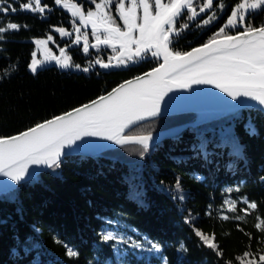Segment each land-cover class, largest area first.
<instances>
[{
    "label": "trees",
    "instance_id": "1",
    "mask_svg": "<svg viewBox=\"0 0 264 264\" xmlns=\"http://www.w3.org/2000/svg\"><path fill=\"white\" fill-rule=\"evenodd\" d=\"M24 2L11 3L15 13H0V23L27 25L2 34L0 40V137L22 133L87 104L160 63L150 60L108 69L73 61L81 66L78 71L47 66L32 73L35 40L63 27L69 15L60 7L49 17L21 11ZM203 2L196 0L194 6ZM237 2L225 0L228 8L217 10L219 19L184 30L180 49L173 50L186 52L206 43ZM215 4L197 20L216 10ZM260 11L252 14L253 26L264 24ZM243 30L226 29L229 34ZM84 67L89 71H82ZM198 117L197 113L162 117L128 135L170 130L195 123ZM249 124L254 135L245 130ZM233 138L241 146L240 155L234 154ZM141 151L139 145L127 144L103 157L71 156L0 196V264H241L237 257L245 252L251 254L245 261L255 258L261 264L264 231L255 224L264 219V113L231 112L153 143L143 156ZM229 188L233 191L227 192ZM245 199L257 208L245 213ZM226 200L237 202L235 212L226 211ZM224 215L230 218L222 219ZM197 229L215 234L223 255L204 245L195 235ZM108 231L142 246L105 242L102 234ZM152 244L160 250L152 249ZM65 246L78 255L69 257Z\"/></svg>",
    "mask_w": 264,
    "mask_h": 264
},
{
    "label": "snow or ice",
    "instance_id": "2",
    "mask_svg": "<svg viewBox=\"0 0 264 264\" xmlns=\"http://www.w3.org/2000/svg\"><path fill=\"white\" fill-rule=\"evenodd\" d=\"M54 2L71 13V23L76 33L74 43L80 44L81 39L83 40L84 54H89L90 44L88 33L81 34V26H91L92 35L95 37L92 48L99 49L104 45L115 53L107 63L96 59V65L102 68L127 66L129 62H136L149 55L162 62L150 72L125 81L106 95L71 112L39 123L18 135L0 137V175L10 177L17 184L29 175L32 165L59 167L64 148L84 137L98 136L118 145L136 144L142 148L140 155L143 156L153 141L152 133L125 135V130L149 117L158 116L163 98L174 88L190 89L194 84L214 85L233 100L243 96L264 105V24H252V14L257 10L264 12V0H238L231 6L226 21L212 37L203 45L186 52L174 51L170 47L174 40H178L182 32L190 27L189 23L180 18L183 16L186 21L196 20L200 13L213 9L214 0H204L198 8L194 6V0H153L152 3L149 0H127L130 4L128 7L125 0H118V18L123 21V28L108 11L113 0H92L95 10L87 12L73 0ZM141 8L142 16L138 14V9ZM215 8L216 10L199 20L195 26H207L219 19L217 10L224 12L228 5L225 0H216ZM46 9H49V6L42 4V0H25L20 4L21 11L44 14ZM16 11L17 8L9 4L8 0H0V13ZM238 26L244 30L235 35L226 31ZM21 27L26 28L27 25L0 23V40L4 39L2 34L19 31ZM55 31L61 37L73 35V32L63 27H56ZM49 41L54 42L51 35L47 39L35 40L38 47L43 46L44 59H36L33 53L30 64L33 73L37 72L39 66L51 61L65 69L73 66L81 68L79 64L73 65L71 56L66 55L64 48L60 49V56L54 55L47 48ZM82 71L88 72L89 68L84 67ZM245 130L250 135L255 134V128L251 124L247 125ZM232 143L234 154L240 155V144L234 138ZM200 147L203 150L205 145L201 144ZM176 187H180L179 179ZM226 191L231 192L233 189ZM180 198L183 199L182 196ZM224 203L226 211L237 210L235 200H226ZM244 203L247 205V208L243 209L245 213L248 209L257 208L255 202L245 199ZM229 218L228 215L222 216L225 220ZM235 219L242 220L244 217L237 216ZM255 227L264 231V219H260ZM195 235L208 248L215 250L218 255H223L218 244L214 242L215 234H205L197 229ZM102 240L131 244L135 248L142 246L137 241L112 231L102 234ZM65 247L69 257L78 255L71 247ZM151 248L160 250V246L156 244H152ZM250 255L245 252L237 259L241 264H257L255 258L245 261ZM259 261L264 264V255L259 256Z\"/></svg>",
    "mask_w": 264,
    "mask_h": 264
},
{
    "label": "water",
    "instance_id": "3",
    "mask_svg": "<svg viewBox=\"0 0 264 264\" xmlns=\"http://www.w3.org/2000/svg\"><path fill=\"white\" fill-rule=\"evenodd\" d=\"M195 1L196 0H194V2ZM204 13H200L198 17H200ZM143 61L144 60H140L139 63H142ZM159 61L160 63L162 62V60H159ZM113 64H115V62H113ZM108 69H113V67H109ZM151 70L152 69H149L147 70V72H150ZM147 72H144V73H147ZM144 73L137 75V76H142ZM134 78H131L128 80H133ZM128 80H125V81H128ZM119 85L115 86L113 89H115ZM112 90H110L109 92H111ZM109 92H106L103 95H106ZM252 109H256L264 113V105H260L257 101L251 100L248 97L241 96L233 100L232 97L227 95V93L220 91V89L216 88L214 85H208V84L195 85L194 84L192 85L190 89L174 88L172 92H169L163 98L161 105H160V114L158 116L149 117L145 119L144 121H140L132 125L130 128L125 130L124 134L128 135V133L131 130L135 129L139 125L150 122L152 120L161 119L162 117H169L172 115L195 114V113L199 115L195 123H188L182 126L174 127L173 129H170V130H164L158 133H153L152 134L153 141L150 142V145H151L153 143L161 142L162 140H167V139L173 138L174 136H178L180 135V133L184 132V130H186L189 127L196 128L200 125L216 121L219 118L225 117L231 112H238L241 110L246 111V110H252ZM72 110H70L69 112H71ZM202 118H205V119H202ZM15 135H18V134H15ZM118 146H121V145L116 144L114 141L106 140L102 137H98V136L97 137H84L82 140L77 141L75 144L71 146H66L64 148V155H62L61 161L64 159L70 158L71 156H82L83 155V156H87L91 158L103 157L105 152L112 150V149H116V147ZM48 170L49 168L45 165L30 166L29 175L25 177V179L21 181L19 184L15 182L12 188H8L4 191H0V196L10 191L15 190L17 187H19V185L26 183V181H29L32 179H38V176L41 175V173L46 172ZM3 178H10V177L0 175V180H2Z\"/></svg>",
    "mask_w": 264,
    "mask_h": 264
},
{
    "label": "flooded vegetation",
    "instance_id": "4",
    "mask_svg": "<svg viewBox=\"0 0 264 264\" xmlns=\"http://www.w3.org/2000/svg\"><path fill=\"white\" fill-rule=\"evenodd\" d=\"M11 1L15 2L16 0H8V3L11 4L12 3ZM73 2L80 4L84 8L85 12H87L88 10H95V4L92 2V0H73ZM97 2H99V0H97ZM125 2H126V7L130 6V4L127 2V0H125ZM149 2L152 3L153 0H149ZM42 4H47L49 6V9H46V11L44 13L45 15H47V17L52 16L54 10L57 9L58 7H60L62 11L66 12L69 15V17H68L69 20L67 22L65 20V23H64L65 25L63 26V28H65L68 31L73 32V35L61 37L60 34L55 31V29H54V32L50 33L49 35H51L53 38H55L56 42L59 45H61L62 48L68 47V51H69V54L72 58V61H79L83 64H89L90 65V64H95L96 59H101L103 62L107 63L113 56H115V53L112 51V49L110 47L101 45L99 47V49L92 48L91 45L95 43V37L92 35L91 27L85 29L84 27L81 26V34L84 32L88 33L89 44H90L89 54H84L82 51L83 40L81 39L80 44L74 43L76 33L74 32V29H73V26L71 23V21L73 19L71 17V13L68 10L64 9L63 7L56 5L54 0H49V1L48 0H42ZM108 11L110 12V14L114 18H116V23L119 24L123 28V21L118 18L119 17L118 0H113V4L109 7ZM153 11H155V10L153 9ZM260 12H262V11H260ZM262 13H264V12H262ZM138 14L142 16V14H143L142 8L138 9ZM184 21H185V19H184ZM77 23H79V22L77 21ZM190 23H189V25H190L189 28H191V26H193V25H196L197 22L195 23V21H193L191 24ZM179 25H180V23L177 22V27H179ZM46 39H47V37H46ZM180 40H184V38L181 36L179 40H174V43H173V45H171V47L173 49H175V48L178 49L179 48L178 44L180 43ZM70 52H72V53H70ZM140 60H144L142 62V63H144V62H147L150 60H158V59L152 58L149 55L144 59L137 60L136 62H129L127 64V66H120V68L124 69L127 67L136 66V64H142V63H139ZM112 62H115V61L113 60Z\"/></svg>",
    "mask_w": 264,
    "mask_h": 264
},
{
    "label": "rangeland",
    "instance_id": "5",
    "mask_svg": "<svg viewBox=\"0 0 264 264\" xmlns=\"http://www.w3.org/2000/svg\"><path fill=\"white\" fill-rule=\"evenodd\" d=\"M59 6H61V5H59ZM62 7V6H61ZM91 26H89L88 28H90ZM238 27H240V26H238ZM85 29H87V28H85ZM43 39H46V38H43ZM53 40H54V42L53 41H49L48 42V44H47V48H49L50 50H51V52L54 54V55H56V56H60V49L62 48V46L61 45H59L57 42H56V40H55V38H53ZM35 48H36V50H35V58L36 59H39V60H43L44 59V51H43V46H40V47H38L36 44H35ZM64 49H66V55H70L69 54V51H68V47H66V48H64ZM72 63H73V61H72ZM73 65H76V64H74L73 63ZM47 66H54V67H58V68H60V69H62V70H67V69H69V70H79V68H76L75 66H73V67H70V68H67V69H65V68H61L55 61H51V62H47V63H45V64H43L42 66H39L38 67V70L39 69H42V68H44V67H47ZM37 70V71H38ZM29 71H31V69H30V67H29ZM32 72V71H31ZM33 73V72H32ZM202 119H205V118H202Z\"/></svg>",
    "mask_w": 264,
    "mask_h": 264
},
{
    "label": "bare ground",
    "instance_id": "6",
    "mask_svg": "<svg viewBox=\"0 0 264 264\" xmlns=\"http://www.w3.org/2000/svg\"><path fill=\"white\" fill-rule=\"evenodd\" d=\"M14 184L15 181L11 180L10 178H3L2 180H0V191L12 188Z\"/></svg>",
    "mask_w": 264,
    "mask_h": 264
}]
</instances>
